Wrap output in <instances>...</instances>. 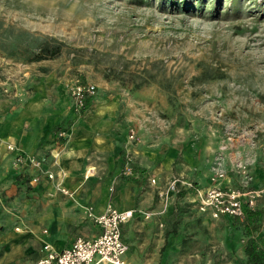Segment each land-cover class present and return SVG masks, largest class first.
Segmentation results:
<instances>
[{"label":"rangeland","instance_id":"374dc122","mask_svg":"<svg viewBox=\"0 0 264 264\" xmlns=\"http://www.w3.org/2000/svg\"><path fill=\"white\" fill-rule=\"evenodd\" d=\"M74 80L96 86L85 106L113 97L128 114L120 177L135 174L142 141L174 151L175 175L158 187L164 207L178 202L181 188H199L196 176L211 184L216 170L235 174L237 184L243 176L250 186L263 178L264 0H0L2 108L26 102L37 82L48 81L56 86L47 89L66 88L79 115L84 107L69 91ZM55 136L66 141L68 129L58 127ZM127 155L131 173L124 174ZM173 178L182 181L172 185ZM258 189L264 204V181ZM232 217L208 229L224 250L213 255L210 247L200 264H246L251 236L244 218ZM252 236L264 251V231Z\"/></svg>","mask_w":264,"mask_h":264},{"label":"crops","instance_id":"0c3cea01","mask_svg":"<svg viewBox=\"0 0 264 264\" xmlns=\"http://www.w3.org/2000/svg\"><path fill=\"white\" fill-rule=\"evenodd\" d=\"M47 86L56 85L37 82L36 91L26 102L5 108L0 104V264H33L44 254L45 243L61 250L78 236L97 235L99 228L87 215L89 206L96 213L108 205L133 210L122 225L127 264H200V257L207 256L210 247L216 249L213 255L224 250L219 248L222 237H214L208 229L231 216L213 218L201 212L195 189L181 188L178 202L171 199L163 206L158 187L175 175L174 151L142 141L135 152V174L120 177L125 141L122 128L128 114L122 115L113 97L98 96L76 115L66 88ZM58 127L68 129L64 142L55 136ZM8 144L37 159L54 177L48 179L43 174L37 183L28 184L26 178L37 169L16 163ZM261 169L258 175L264 178V167ZM232 174L219 184L237 185ZM150 178L156 183L151 184ZM263 178L256 177L252 187L258 188ZM194 179L199 188L208 180L203 175ZM59 186L71 190L72 196L62 193ZM263 208L257 199L254 209L262 215ZM176 211L181 216L178 222ZM146 212L151 214L145 216ZM261 230L264 220H260ZM238 247L241 250L240 244Z\"/></svg>","mask_w":264,"mask_h":264},{"label":"built area","instance_id":"2783aa9c","mask_svg":"<svg viewBox=\"0 0 264 264\" xmlns=\"http://www.w3.org/2000/svg\"><path fill=\"white\" fill-rule=\"evenodd\" d=\"M95 90V84L90 81L74 80L69 87L70 95L78 108L85 107L86 98L93 95ZM60 134H64V131H60ZM134 139L135 131L131 129L129 140L132 142ZM7 147L12 151L16 150L15 146L11 144H8ZM129 161L130 157L127 155L122 168L124 174L131 173ZM15 162H24L37 169L36 173L30 177V183H37L43 174L48 179L54 177L52 171L43 170L40 167V162L37 159L18 150L15 152ZM243 172H245L244 166ZM84 176L87 177L86 173ZM224 178V171L216 170L211 176V184L204 188H195L197 208L213 218L228 215L243 219L245 207L254 209L261 191L250 186V181L246 176H243L237 185L222 186L219 182ZM176 181L182 180L173 178L171 184L174 185ZM58 188L66 195L72 196L73 194L68 188L63 186ZM148 214V212L145 213V215ZM87 215L98 226L99 233L97 235L93 237L78 236L70 246L61 250H56L50 244L45 243L43 245L44 254L33 264H127L124 255L128 245L122 237V225L132 217L133 210H120L108 205L104 211L96 213L89 206Z\"/></svg>","mask_w":264,"mask_h":264},{"label":"trees","instance_id":"16d2710c","mask_svg":"<svg viewBox=\"0 0 264 264\" xmlns=\"http://www.w3.org/2000/svg\"><path fill=\"white\" fill-rule=\"evenodd\" d=\"M40 57H42L41 54H33L30 58L38 59ZM244 211V222L246 225L245 231L249 236H251L248 238L249 240H247L244 248L247 255L246 264H262L264 261V251L258 249L256 240L252 236L253 232L258 231L260 228L259 220L261 212L248 207H245Z\"/></svg>","mask_w":264,"mask_h":264}]
</instances>
